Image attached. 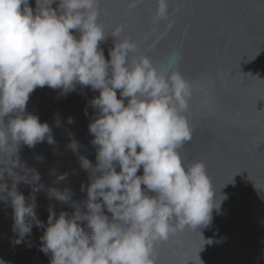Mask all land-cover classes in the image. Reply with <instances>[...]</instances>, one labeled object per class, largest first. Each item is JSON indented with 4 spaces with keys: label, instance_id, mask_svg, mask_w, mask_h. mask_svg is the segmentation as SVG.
Returning a JSON list of instances; mask_svg holds the SVG:
<instances>
[{
    "label": "clouds",
    "instance_id": "1",
    "mask_svg": "<svg viewBox=\"0 0 264 264\" xmlns=\"http://www.w3.org/2000/svg\"><path fill=\"white\" fill-rule=\"evenodd\" d=\"M141 2L131 0L128 7ZM35 4L33 9L30 0H0V201L13 209L18 238L12 243H23L36 227L45 229L40 251L51 254L50 264H159L157 247L177 233L198 232L200 251L218 242L205 239L201 230L212 225L214 210L220 214L228 197L216 189L202 161L185 165L179 151L192 139L185 113L194 93L192 83L174 70L180 51L159 68L149 56L136 55L138 44L120 39L123 25L109 35L98 23L100 0ZM156 5L153 23L170 21L169 0ZM109 37L114 46L106 59L101 44ZM45 86L63 95L77 86L99 92L90 102L95 115L89 124L96 164L79 157L89 172L87 198L72 204L71 215L62 211L57 218L50 208L47 225L36 212L35 193L43 187L34 186L39 173L19 157L21 144L54 143L47 123L25 115L30 95ZM68 147L78 152L80 145L73 140ZM21 183L33 186L30 197L18 190ZM49 195L71 201L69 190L49 189Z\"/></svg>",
    "mask_w": 264,
    "mask_h": 264
},
{
    "label": "water",
    "instance_id": "2",
    "mask_svg": "<svg viewBox=\"0 0 264 264\" xmlns=\"http://www.w3.org/2000/svg\"><path fill=\"white\" fill-rule=\"evenodd\" d=\"M129 3L100 0L98 23L109 35L123 25L120 39L135 41L136 55L149 56L158 68L170 53L180 51L174 70L194 88L185 113L192 139L180 155L185 165L202 161L216 189L228 197L220 214L214 210L212 225L201 230L205 239L218 242L200 251L203 241L198 232L177 233L157 247L159 264H200L199 257L203 264H264V0H169L170 21L159 24L152 20L156 0H142L135 8ZM30 4L36 8L35 0ZM169 22H174L171 30ZM113 46L111 37L101 44L106 59ZM97 96L98 91L81 86L67 95L38 87L30 95L25 115L47 123L54 139L52 144L45 140L32 148L21 144L19 151L27 168L39 173L34 186L43 187L35 193L36 212L45 225L50 208L57 218L62 211L71 215L72 204L82 205L87 198L89 172L81 167L79 157L96 164L89 124L95 115L90 102ZM69 118L73 123H68ZM73 140L80 145L78 152L68 147ZM64 174L67 178L60 180ZM49 189L69 190L71 201L50 198ZM18 190L26 198L33 194V186L26 183ZM13 224L10 202L0 201V260L50 264L51 254L40 251L45 229L33 227L30 237L14 245L18 237Z\"/></svg>",
    "mask_w": 264,
    "mask_h": 264
}]
</instances>
